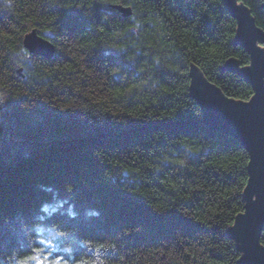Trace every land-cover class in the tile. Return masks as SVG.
<instances>
[{"label": "trees", "instance_id": "obj_1", "mask_svg": "<svg viewBox=\"0 0 264 264\" xmlns=\"http://www.w3.org/2000/svg\"><path fill=\"white\" fill-rule=\"evenodd\" d=\"M237 35L225 0H0V264H239L249 153L190 74L248 100Z\"/></svg>", "mask_w": 264, "mask_h": 264}, {"label": "water", "instance_id": "obj_2", "mask_svg": "<svg viewBox=\"0 0 264 264\" xmlns=\"http://www.w3.org/2000/svg\"><path fill=\"white\" fill-rule=\"evenodd\" d=\"M225 1L228 11L238 22L237 41L250 54V63L246 66L241 67L235 58H230L225 66L233 72L245 73L253 84L254 93L248 100L230 97L195 64L190 69L191 90L204 108L209 126L237 138L249 153L245 209L236 216L230 232L242 251L239 264H264V244L260 241L264 230V30L257 25L245 3ZM111 6L123 16L132 13L131 5L114 2ZM23 43L32 54L52 57L55 53L54 43L36 27L24 35ZM21 70L22 67L18 69Z\"/></svg>", "mask_w": 264, "mask_h": 264}]
</instances>
